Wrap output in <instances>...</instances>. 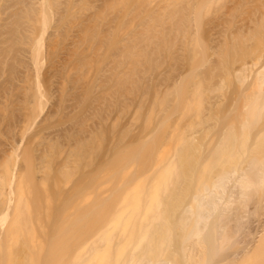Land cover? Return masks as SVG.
<instances>
[{
  "label": "rangeland",
  "instance_id": "1",
  "mask_svg": "<svg viewBox=\"0 0 264 264\" xmlns=\"http://www.w3.org/2000/svg\"><path fill=\"white\" fill-rule=\"evenodd\" d=\"M207 1L0 0V194L3 193L1 201L5 200L6 203L0 204V242L6 240L7 244L9 239V246L15 240L13 236L15 238L16 235L12 236V232H8L10 238H2L11 225L15 207L13 203L18 200L16 189L20 186L24 187V196L27 195L23 200H28L22 201L25 204L29 202V205L22 203L20 209L23 204L24 208L29 206L26 210H31L26 213L32 211L28 214L32 216L31 221L28 217L26 221L29 220L33 226L32 237L22 239L24 229L18 223L20 226L17 228L22 232L21 235L20 231L17 232L19 235L16 239L20 236L19 239L22 240H18V244L14 241L16 245L13 242L14 247L18 245L14 250L11 249L13 246H10V250L7 248L10 253L13 252L11 255L6 245L3 246L0 251L5 253L2 251L5 248L8 254L4 257L0 252V264H54L55 261L61 264L64 262L63 257H67L63 264L69 261L74 264L75 260L72 258L75 257V252H69V248L83 249V244L80 243L86 241L85 233H92V230L94 233L95 227L105 225L100 222L98 224L99 217H96L110 214L116 209L118 202H123L121 200L127 196L125 193L132 190L130 195H145L141 193V188L144 187L145 190V186H151L145 185V182L151 181L152 186L155 184L151 186L154 194L160 192L156 184H161L162 188L166 183L170 186L166 190L167 194L160 192V197L163 194L162 198L165 199L170 194L168 191L178 193L183 188L184 181H180L176 187L178 179L168 167L173 163L177 165L175 161L178 158L175 155L178 156L179 153H175L186 147L183 145V140L187 138L185 136L192 133L194 137L195 23L196 20L200 21L199 17L204 19L202 16L212 14L205 11ZM242 7L240 10H243ZM247 9L246 6L243 11ZM47 19H51L50 24ZM40 44L41 48L44 45L42 49L46 54L43 53L44 58L38 66L34 48ZM261 45L255 46L254 51L257 53L253 52V48L245 50L242 47L243 54L238 53L241 52L239 50L238 57L259 55L264 43ZM244 53L248 55L244 56ZM51 67L58 72L55 73ZM169 74L173 84L170 82V87L167 88L164 87L163 80ZM53 78L56 83L52 84ZM173 79H178V84ZM227 91L226 95H229ZM50 109L54 111L48 115ZM221 109L215 110L212 120L207 124L212 127V131L207 133L208 136L198 134L200 144L204 147L206 146L201 140L207 141L210 136L216 137L220 132L218 126L214 129L213 127L225 115L224 108ZM187 141L194 148V140ZM136 152L139 156H135V160L132 158ZM252 153L256 154L255 151ZM173 154L177 160L171 157ZM171 158L174 162L169 160L172 163L167 164V160ZM250 158L249 156L248 159ZM213 162L207 167L208 171L213 168L210 172L204 171L207 168L204 169L206 166L201 165L204 170L199 171L200 175L204 172L207 174L203 176H207V179L204 178L205 183L215 176L214 173L221 171L225 164V169L232 168L227 163L220 165L222 167H217V164L216 167L210 165ZM152 164L159 166H156L159 172L157 176V171L154 174L149 170ZM166 164L169 165L167 168ZM178 164L176 171L180 166ZM169 170L173 172L174 176L170 178L173 181L175 179V186L168 179L171 173ZM10 173L16 174V177ZM65 173L71 176L68 177ZM166 178L168 181L163 183ZM154 179L156 180L153 182ZM19 181L23 185L19 183L18 187L14 182ZM155 187L158 188L157 191ZM146 189L151 191L150 188ZM127 199L128 197L125 200ZM102 204L104 207H100ZM94 208L102 213L97 212V209L92 210ZM104 209L110 210L105 212ZM87 210H90L89 213ZM26 213L20 218L26 217ZM82 215L87 216V220ZM76 218H81V221L83 219V223ZM23 219L19 220L23 223ZM88 220L90 224L87 223ZM13 224L12 222L10 231L12 227L17 230L15 227L18 225L15 224L14 227ZM25 224L27 223L24 222L23 225ZM72 224H76L75 227ZM68 226L73 228L66 231ZM61 231H66V234ZM71 232L74 235H68ZM58 234L64 236L59 237ZM47 235L52 236L51 238L54 235L60 246ZM176 237V240H180ZM40 240L46 244L42 247L44 251L50 247L48 250L52 252L42 251L41 254H44L40 256ZM29 241H33L29 245L34 246L37 241V252L28 248L29 246L24 249ZM53 242L55 245L51 244ZM91 242H84V246H89L87 244ZM54 246L58 248L54 249ZM170 246L171 248H167L169 252L173 247ZM166 247L167 245L164 249ZM173 249L171 253L175 257ZM54 250H58V253H53ZM64 250L66 253L63 252L65 255L62 256ZM163 252L167 254V251ZM46 254L52 259L50 262L45 257ZM71 255L74 256L71 258ZM169 255L165 258L161 256V260L166 262L172 257ZM176 258L179 259L177 256L174 259ZM84 263L87 264V261Z\"/></svg>",
  "mask_w": 264,
  "mask_h": 264
},
{
  "label": "bare ground",
  "instance_id": "2",
  "mask_svg": "<svg viewBox=\"0 0 264 264\" xmlns=\"http://www.w3.org/2000/svg\"><path fill=\"white\" fill-rule=\"evenodd\" d=\"M206 5L205 11H207L206 13L211 12V17L209 15L207 17L202 16L206 19L199 17L200 21L196 20L195 23L197 34L194 39V100L196 102V105L194 104L196 106V109L194 108V110H196L194 118V137L192 133H189L188 136H185L187 138L184 140L181 139L183 142L185 141L187 143L186 145L185 142L183 143V145L186 146L182 148L183 150H178L179 152L175 153H179L178 156L175 155L178 160L174 159V154L172 156L170 155L174 160L178 161H175L177 165L180 163L179 169H177L178 171L175 170V167L178 168L176 164L173 163L174 166L173 164H169L173 167H168L169 165H167L169 162L172 163V158L168 159L166 162V168L168 167V169L173 171L176 179H178L177 183L175 182L177 185L174 184L175 179L173 181V179L171 180L170 178L173 172L169 170L172 173L166 171L169 173V175L167 174L169 176L168 179L170 178L169 181H172L173 185H176V187L180 181H184L182 182L183 188H181L182 186L180 187V193L168 191V194H170L166 199L162 198L164 197L163 194L160 197L161 193H163L162 191L167 194L166 190H168L169 185L167 186L166 182L168 179L166 178V180L164 179L165 182L162 180L163 183H166L163 184L165 185L163 188L161 184H156L159 189H163L159 190L155 187V189L157 188L161 193L158 192L154 194V190L151 188L152 181L149 183L145 182V185L151 184V186H142L148 189L150 188L151 191L153 190V194L146 188L145 190L147 191H145L142 186H139V188L142 187V191H140L145 195H141L140 193H138V197L135 195L137 193L130 195V193L133 192L132 190L130 193L128 192L129 194L125 193L127 196H124L125 198L121 200L123 202H118L119 204L115 207L116 209L112 210L110 214L106 213V217H104L103 214V216H97L95 214V217H99L98 219L100 220H98L97 223L100 222L101 224H105L104 226L101 227L99 225L100 228L95 227L94 231H96L93 233L92 230L93 234L84 230L87 232L85 233L87 239L84 237L81 238H84L87 242L92 241L91 244H87L89 246H84V244H86L84 242L86 241L83 242V240H81L83 243L77 241L83 244V247H81L83 249H77L79 252L73 247L69 248V252H75L74 258H72L74 255L70 256L75 260L73 262V260L70 259L74 264H86L84 261H87V264H92L94 261L95 263L93 264H110V262H113V264H264V46L260 49L259 55L255 54L256 56L253 57L250 54L249 56L251 57L240 58L237 54L239 50L243 49L242 47H244L245 50L253 48V52H256L254 51L255 46L264 43V0H208ZM242 6H247L248 9L243 11L245 7ZM241 7L243 10H240ZM50 20L51 19H47L49 24L51 23ZM262 39L263 41H261ZM37 46L38 45L34 48V53L35 59L38 62L37 64L40 66L41 64L39 63L44 58L43 53H45L44 49H42L44 45L42 48L41 44ZM238 53L243 54V50ZM47 55H49V52ZM246 55L244 53V56ZM53 65L55 66V63ZM52 70L55 72L57 69L52 68ZM55 73H53V75ZM49 74L47 76H49ZM169 75L163 80L165 82L163 83L165 84L164 87L167 88L170 87V82H172L171 74ZM54 78H56V76ZM173 80L178 84V79ZM53 82L56 83L55 79L52 81V84ZM228 89L229 91H227ZM226 91L229 92V95H226ZM222 105L224 108L222 109L225 110V112H223L225 115L223 114L222 118L217 121L218 124L216 123L213 127V129L219 127L220 132L217 133L218 135L216 134V137L210 136L207 141H204V139L201 140L206 146L204 147V145L200 144L198 134H203L205 137L208 136L207 133L208 131H212V127L207 124L212 120V116L214 112H216L215 110L221 109L220 107ZM55 109L56 108H54V110ZM54 110L50 109L48 115ZM236 114L237 117L235 118L234 116H236ZM231 117H233V119ZM187 140L193 142L194 148H192V144ZM195 143L198 144L199 147H197L198 145L196 146ZM207 147L211 148L207 149ZM253 151L256 152V156L252 153ZM138 154L137 152L135 155L133 154L134 158L132 159L136 160V157L139 156ZM250 154H253L254 158H252L253 155L251 156ZM249 156L251 157L250 159H248ZM212 161H214L213 164H210L212 166L216 167L215 164H217V167H222L220 165L227 163L228 166L231 164L232 168L225 169V164L221 168V171L219 170L220 168H218L220 172L214 173L215 176L213 175L214 177H210L205 183L204 178L207 176L204 178L203 176L207 175L206 172L208 171L209 163H212ZM244 164L245 166L247 165L246 168L243 166ZM152 165L153 166H149L151 169H149V167L148 169L154 172V174L157 171L155 174L157 176L159 173L157 170L159 166L157 164ZM201 165L203 167L206 166L204 169L208 168L204 170L201 168ZM171 168H173V170ZM201 169L206 171L204 172L202 170L204 172L202 175H200L199 172ZM212 169H209L208 172ZM159 171L161 170L159 169ZM11 172H13V170H11ZM10 174L12 175V173ZM15 175L16 174L12 176L14 177ZM66 176L69 177L71 175L66 174ZM155 180L156 179H154L153 182ZM172 182L168 184L172 185ZM14 183L18 186L20 181ZM20 185L23 184L20 183ZM153 186H155V184ZM23 188L20 186L19 189H16V194H18V196H15L18 197H16L18 200H15L13 203L15 210L13 208L14 213L12 211L13 219L11 225L12 222L14 223V227L15 224L18 225V223H21V228L24 229V233L28 232V235L25 233L27 236L23 233L24 236L22 235L21 238H30L33 234V226L29 223V220L31 221L30 216L32 215L28 216V214L30 212L32 213V211L27 214L26 211L28 212L31 209L26 210L29 206L28 208H24L26 204L29 205V202L26 204L24 203L28 200H23V197L24 199L25 196L27 197V195L24 196L23 194ZM146 192L150 194H146ZM132 196L133 198H131ZM2 197L3 193L0 194V204L3 205L6 203L5 200L1 201ZM127 197L128 199L125 200ZM22 203L25 205L23 204L21 211L20 206ZM101 206L104 207L103 204L100 205V207ZM161 207H163V209H161ZM97 208H99V206ZM99 210L97 209V212ZM109 210L104 209L105 212ZM87 211V213H89L90 210ZM99 212L100 214L102 213V211ZM23 213L27 214L26 217H23L24 219L20 218V216H23ZM27 217L30 218L29 220L27 219L28 222L26 221ZM83 217H86L87 220V216ZM81 218L80 220L79 218L76 219L83 223L84 220L82 219L81 221ZM19 219H23V223L25 222L27 224L24 226ZM77 220H75L76 223ZM92 220L93 219H91V221ZM89 222L88 220L87 223L90 224ZM87 223L86 225L90 228ZM28 224L30 225L28 226ZM75 225L73 226L72 224L73 227H75ZM79 225L80 224H78V226ZM19 226L20 225L15 228ZM10 227L8 226V229ZM29 227H32V231L29 230ZM66 228L68 229H66V231H69L70 227L68 226ZM8 229L5 234L3 233L2 239H6V237L10 238L11 235H16L15 238L13 236L16 244H18V240L21 241L24 239H19L20 236L16 239L19 235H17V232L20 231L18 228L17 230H13L12 227V231ZM83 229H85V227ZM66 231H64L65 233L61 231V233L66 234ZM8 232H12L11 235ZM21 232L22 230L19 232L20 235ZM72 232L68 235L73 234ZM64 234H58V236H64ZM179 235L181 238H178ZM47 236L49 237V235ZM51 237H49V239ZM54 237L53 235V238ZM175 237L181 241L176 240ZM53 238H51L52 241L56 240V237ZM190 240H192L193 243ZM4 241L5 242H0V250L3 249L5 245L6 249L9 247V250L10 246H13L11 248L12 250L18 246L14 247L16 244L12 241V238V245L7 246V244L10 243L9 239L7 240V244L6 240ZM40 241H38L40 243L38 245L40 247L38 248L41 250L40 254H38L42 256V254H44H41V252L44 251L42 247L46 244H44L42 240ZM58 241L56 245H59ZM145 241L147 243H145ZM30 242L31 241L26 242L28 245L26 244L24 249L29 246L28 248L35 250L37 241L34 242L35 246L33 244L29 245ZM21 243L22 242H20V244ZM23 243L25 245V242ZM41 243L44 245L42 244L41 246ZM143 243H145L144 246H142ZM51 244H54V242ZM75 245L73 246L75 247ZM163 245H167V247L164 249L165 246ZM170 245L173 246L172 249L174 248V256L179 257V259H174L175 257H173L171 253L172 249L170 252L167 249L171 248ZM68 246L66 248L67 252ZM161 247H163V249ZM55 248L58 247L54 246V249ZM76 248H78V245ZM48 249L47 251L45 249L47 253L52 252ZM7 250H5V248L2 250L3 252L5 251V253L0 251L2 256L5 257L8 254L6 252ZM37 250L36 248L35 251L37 252ZM56 251L58 253V250H54L53 253ZM163 251H167L168 255L171 254L173 259H171V257L170 259L166 258V262L162 261L161 256L164 258L165 256H170H167L166 252L164 253ZM10 252L9 255L13 254V252ZM63 252H65V250L62 251V256L66 253L65 252L63 255ZM58 255H60V253ZM61 255L59 258H61ZM159 256L160 258H158ZM45 257H48L47 254ZM63 258L64 262L62 261L61 264L65 263L67 257ZM50 260L52 259H49V262ZM58 260L57 257V262ZM69 262L67 264H69ZM54 264H57L56 261ZM70 264L72 263L70 262Z\"/></svg>",
  "mask_w": 264,
  "mask_h": 264
}]
</instances>
